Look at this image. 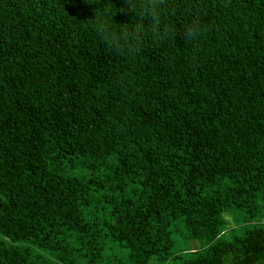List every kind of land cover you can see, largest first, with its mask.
Segmentation results:
<instances>
[{"label":"trees","instance_id":"1","mask_svg":"<svg viewBox=\"0 0 264 264\" xmlns=\"http://www.w3.org/2000/svg\"><path fill=\"white\" fill-rule=\"evenodd\" d=\"M120 3L0 0V264L264 252V0H177L199 41L123 56L88 23Z\"/></svg>","mask_w":264,"mask_h":264},{"label":"clouds","instance_id":"2","mask_svg":"<svg viewBox=\"0 0 264 264\" xmlns=\"http://www.w3.org/2000/svg\"><path fill=\"white\" fill-rule=\"evenodd\" d=\"M176 3L177 0H121L114 11L111 8L97 11L89 18L88 23L100 43L109 51L122 56L138 52L146 38L153 46L160 47L176 40L195 44L206 31L202 26L199 12L194 11L196 5L185 8V19L178 27L173 20L178 13ZM258 199L260 214L253 216L252 220L260 223L264 229V196ZM237 223H241L239 219ZM250 230H257L255 224ZM226 231L227 229L221 225L210 247L220 242L227 243ZM236 231L233 232V236ZM222 264H264V252L244 254L242 251L235 253L225 250Z\"/></svg>","mask_w":264,"mask_h":264},{"label":"rangeland","instance_id":"3","mask_svg":"<svg viewBox=\"0 0 264 264\" xmlns=\"http://www.w3.org/2000/svg\"><path fill=\"white\" fill-rule=\"evenodd\" d=\"M233 217V224H231V227L238 231H236V233H240L242 231V229H244V226L246 225L245 222H243L242 219L238 218L237 216H232ZM237 219L240 220L241 223H237ZM241 224H243V227H241ZM249 226H251L249 224ZM197 245H199V242L196 240H190V241H186L184 240V242H180L176 245V249H190V248H195Z\"/></svg>","mask_w":264,"mask_h":264}]
</instances>
